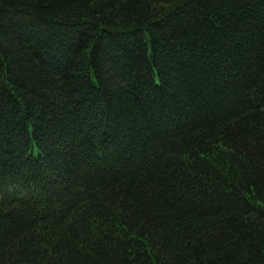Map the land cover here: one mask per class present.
<instances>
[{"label": "trees", "instance_id": "1", "mask_svg": "<svg viewBox=\"0 0 264 264\" xmlns=\"http://www.w3.org/2000/svg\"><path fill=\"white\" fill-rule=\"evenodd\" d=\"M0 264H264V0H0Z\"/></svg>", "mask_w": 264, "mask_h": 264}]
</instances>
